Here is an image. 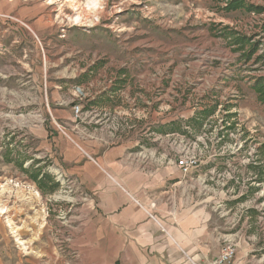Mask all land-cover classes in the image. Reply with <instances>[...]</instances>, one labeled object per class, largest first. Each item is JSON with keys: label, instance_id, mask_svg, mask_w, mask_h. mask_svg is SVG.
<instances>
[{"label": "crops", "instance_id": "0c3cea01", "mask_svg": "<svg viewBox=\"0 0 264 264\" xmlns=\"http://www.w3.org/2000/svg\"><path fill=\"white\" fill-rule=\"evenodd\" d=\"M29 3L44 5L42 0ZM6 4L12 9L16 3ZM17 15L32 20L33 33L50 26L40 25L44 20L50 24L46 15ZM61 59L50 84L45 64L40 68L42 82L49 85L39 93L46 119H38L33 135L42 140L57 187L68 181L75 196L53 204L24 172L0 173V264H212L227 241L237 238L234 264H261L258 208L248 200L254 189L243 191L235 181L219 189L210 175L227 167L224 153L184 174L173 145L183 128H209L206 122L216 111L207 110H215L231 87L240 92L235 109L247 115L244 128H264V102L253 90V78L246 82L234 75L230 82L222 76L213 90L212 76L222 75L214 72L191 90L190 82L175 85L174 79L172 90L165 89L162 76L153 79L160 95L152 92V84L144 86L143 94L134 91L136 80L127 64L100 62L85 74L78 55ZM177 65L189 68L185 79L197 76L199 66L218 69L213 62ZM75 106L81 108L79 115ZM260 155L264 162V152ZM251 169L260 184L264 165Z\"/></svg>", "mask_w": 264, "mask_h": 264}, {"label": "rangeland", "instance_id": "374dc122", "mask_svg": "<svg viewBox=\"0 0 264 264\" xmlns=\"http://www.w3.org/2000/svg\"><path fill=\"white\" fill-rule=\"evenodd\" d=\"M26 1L0 0V173L24 172L50 203L73 200L75 194L69 191L68 181L58 182L57 187L54 167L40 147L42 140L33 135L38 119H46L39 100V93L49 88L42 82L43 63L48 84L64 56L81 57L82 66L87 67L85 74L100 62L127 64L128 73L136 80V93L145 94L144 86L152 84V92L159 95L162 89L153 82L157 77L167 80L165 89L175 90L176 84L190 82L187 88L191 90L205 77L211 78V73L219 72L222 75L211 78L213 90L222 76L230 82L235 76L246 82L253 78V90L263 100L256 84L264 80V0H100L95 7L94 0H48L49 4L42 0L43 7ZM6 2L16 4L11 9ZM20 12L46 15L50 24L44 20L40 25L50 26L33 33L32 20L28 16L22 19L17 15ZM186 62H213L218 69L199 66L197 76L185 79L191 73L189 68L177 64ZM160 63L163 65L158 67ZM145 70L147 75L142 73ZM239 93L231 87L215 110H207L216 111L206 122L209 128H194L196 132L183 128L173 145L179 158L198 161L196 169L215 154L228 156L227 167L212 171L210 177L218 181L220 190L230 181L243 191L248 186L254 189L248 200L258 208L255 217L260 224L256 228L262 239L258 249L264 252V180L257 184L258 174L251 169L255 164L264 165L260 161L264 128H244L247 115L235 109L240 104ZM196 104L201 106V102ZM39 180L43 182L39 184ZM20 185L25 186L23 182ZM227 242L237 249L238 238Z\"/></svg>", "mask_w": 264, "mask_h": 264}, {"label": "built area", "instance_id": "2783aa9c", "mask_svg": "<svg viewBox=\"0 0 264 264\" xmlns=\"http://www.w3.org/2000/svg\"><path fill=\"white\" fill-rule=\"evenodd\" d=\"M74 112L76 115H79L81 112L80 106L74 107ZM59 130L67 136L66 131L59 127ZM198 161L194 157L188 158H178V166L182 170L184 174H188L191 170L197 168ZM155 219L154 216H151ZM236 257V247L234 244L227 242L221 250L219 257L212 262V264H234V260Z\"/></svg>", "mask_w": 264, "mask_h": 264}, {"label": "trees", "instance_id": "16d2710c", "mask_svg": "<svg viewBox=\"0 0 264 264\" xmlns=\"http://www.w3.org/2000/svg\"><path fill=\"white\" fill-rule=\"evenodd\" d=\"M256 86H257L258 89H259L258 92H260V94L262 95L261 99L264 100V80L259 81V82L256 84ZM263 100H262V101H263ZM44 177L47 178L48 176H46V174H45ZM54 187H55V186H54ZM54 187H53V188H54Z\"/></svg>", "mask_w": 264, "mask_h": 264}, {"label": "bare ground", "instance_id": "6f19581e", "mask_svg": "<svg viewBox=\"0 0 264 264\" xmlns=\"http://www.w3.org/2000/svg\"><path fill=\"white\" fill-rule=\"evenodd\" d=\"M99 1H100V0H94V1L92 2V0H91L92 5H93L94 7L97 6V5H99ZM81 14H82V13L79 14V18L82 17ZM77 17H78V16H77ZM79 18H78L77 20H79ZM80 20H81V19H80Z\"/></svg>", "mask_w": 264, "mask_h": 264}]
</instances>
